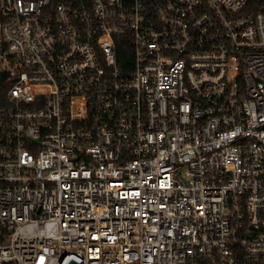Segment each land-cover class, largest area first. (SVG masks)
I'll use <instances>...</instances> for the list:
<instances>
[{"label": "built area", "instance_id": "1", "mask_svg": "<svg viewBox=\"0 0 264 264\" xmlns=\"http://www.w3.org/2000/svg\"><path fill=\"white\" fill-rule=\"evenodd\" d=\"M248 2L0 0V264H264Z\"/></svg>", "mask_w": 264, "mask_h": 264}, {"label": "trees", "instance_id": "2", "mask_svg": "<svg viewBox=\"0 0 264 264\" xmlns=\"http://www.w3.org/2000/svg\"><path fill=\"white\" fill-rule=\"evenodd\" d=\"M247 10L249 12L264 11V0H249ZM133 53L129 43H124L119 46L118 61L122 68H129L132 64ZM1 94V93H0Z\"/></svg>", "mask_w": 264, "mask_h": 264}]
</instances>
